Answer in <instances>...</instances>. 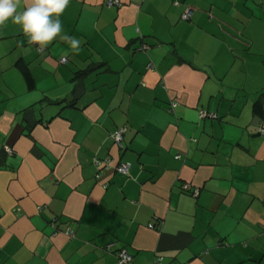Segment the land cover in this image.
Returning <instances> with one entry per match:
<instances>
[{"label": "crops", "instance_id": "obj_1", "mask_svg": "<svg viewBox=\"0 0 264 264\" xmlns=\"http://www.w3.org/2000/svg\"><path fill=\"white\" fill-rule=\"evenodd\" d=\"M104 2L0 27V264H264V0Z\"/></svg>", "mask_w": 264, "mask_h": 264}, {"label": "clouds", "instance_id": "obj_2", "mask_svg": "<svg viewBox=\"0 0 264 264\" xmlns=\"http://www.w3.org/2000/svg\"><path fill=\"white\" fill-rule=\"evenodd\" d=\"M71 0H30L27 5L22 0H0V27L12 23L18 25L23 34L33 43L47 47L61 36L63 24L61 16ZM73 52L80 49L81 41L67 38Z\"/></svg>", "mask_w": 264, "mask_h": 264}, {"label": "built area", "instance_id": "obj_3", "mask_svg": "<svg viewBox=\"0 0 264 264\" xmlns=\"http://www.w3.org/2000/svg\"><path fill=\"white\" fill-rule=\"evenodd\" d=\"M105 6L107 7H111V6H119L120 5V0H105L104 2ZM191 8L190 7H187L185 9V11L181 14V19L182 20H188L190 17H191ZM30 41V40H29ZM31 44H33L39 51H42L43 50V47L33 43L30 41ZM142 49H146L147 46L146 45H143L141 47ZM61 62L62 63H65L66 62V58H62L61 59ZM175 104L172 103L171 104V108H173ZM206 115H208L209 117L213 118L215 117V115L213 114H207L205 113L204 111H201L200 112V117L203 118L205 117ZM125 132V128L124 127H120L118 129H116L112 134H111V138L113 140V142L118 146V147H122V141H123V134ZM6 152L8 153H11L12 150L10 149V147H6L5 148ZM179 157V156H177ZM99 164V163H98ZM128 169H129V165L128 163L126 162H119L117 165H116V170L120 173H123V174H128ZM189 187L188 186H184V190H188ZM199 193V189L198 188H195L191 191V195L193 197H196ZM70 234V233H69ZM111 247V245H108L106 247V249H109ZM118 259H117V263L116 264H131L132 262V256L125 250V249H120L119 252H118ZM160 260L161 258L158 260V264H161L160 263Z\"/></svg>", "mask_w": 264, "mask_h": 264}, {"label": "trees", "instance_id": "obj_4", "mask_svg": "<svg viewBox=\"0 0 264 264\" xmlns=\"http://www.w3.org/2000/svg\"><path fill=\"white\" fill-rule=\"evenodd\" d=\"M190 19V18H189ZM188 19V20H189ZM188 20H184V21H188ZM21 70H22V73L24 75V78L26 79V81L29 83L31 80H30V77H29V74L26 70V68H23L21 67ZM254 110L256 111V113L258 115L261 116V113H262V105H261V99L256 101V103L254 104ZM120 128V127H119ZM125 128V127H124Z\"/></svg>", "mask_w": 264, "mask_h": 264}, {"label": "water", "instance_id": "obj_5", "mask_svg": "<svg viewBox=\"0 0 264 264\" xmlns=\"http://www.w3.org/2000/svg\"><path fill=\"white\" fill-rule=\"evenodd\" d=\"M259 123H260V118L256 116V117L253 118V120L251 122V125L253 127H257L259 125Z\"/></svg>", "mask_w": 264, "mask_h": 264}]
</instances>
